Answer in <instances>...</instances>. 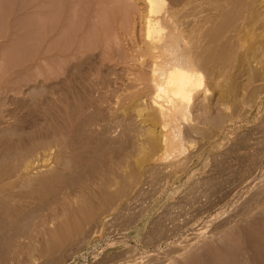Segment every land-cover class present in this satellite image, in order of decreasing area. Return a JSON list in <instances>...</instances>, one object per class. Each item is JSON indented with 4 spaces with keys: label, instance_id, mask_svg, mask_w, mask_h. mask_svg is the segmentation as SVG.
<instances>
[{
    "label": "rangeland",
    "instance_id": "rangeland-1",
    "mask_svg": "<svg viewBox=\"0 0 264 264\" xmlns=\"http://www.w3.org/2000/svg\"><path fill=\"white\" fill-rule=\"evenodd\" d=\"M32 1L34 3L39 4V8H36V7H38V5H37L35 8L32 9V11L34 10V12L38 13V14H36V16H35L34 12H32L31 15H34V16H31V19L34 18L33 19L34 21L36 19V21H38V22L42 21L43 25L45 23L44 26L47 25L45 27V29H47V30H45V29L41 30L40 29V31H42L41 34L44 35L45 34L44 31L47 33V32H49V29L51 28L50 32L48 33L50 35L49 36L50 38H48V40H47L48 42L46 41L47 43L42 42L41 40H38L39 42L36 41L33 43L31 37H29L30 34H29V36H27L28 32H26L22 29L24 32L21 31L20 33H22V34H20V33L13 31V29L11 30L7 27L9 17L3 16V18L6 17L5 20L0 19L1 20L0 21L1 22L0 23V26H1L0 27L1 28L0 29V35L2 34L0 36V46L2 47V48H0V49H2L0 52V55L2 53V55L0 56V79H1V76L7 77L10 74V77L14 78V79H11V82L14 80L13 82H17V83L20 82L21 84H24L26 82L28 84L25 86L24 85L21 86V88H23V90L21 89V90H18V92H14V93L12 92L13 94L11 92H8V94H7L6 93L7 91H5L6 90L5 89L2 91V93H4V94H1L2 96H0V103L2 104V107H1L2 109L0 108L1 109L0 110V123H1L0 124V157L4 158L3 164H7L9 162H12L11 160L13 158H15L14 156H17L20 153H22L21 151H23V148H24V150H26L25 146L27 148L31 145V143L34 142V140L37 141L40 139V137L43 134V131L45 130L44 128L43 129L41 128L42 124L45 126L47 124V126H49L50 128H53V129H55V128H58V129L61 128L62 129L63 125L61 124V122L62 123L64 122L65 125L67 124L66 120H65L66 122L63 121L64 120L63 111L58 110V109H61L60 107L55 108V106H53V105H52L53 107L46 105L45 101L41 102L40 100L47 97L45 92L48 95L50 94L49 87H45V85L57 82L60 78L64 77V76H62L63 75L61 72L62 69H60V68H63L66 61L58 58L59 55L61 56V54H62L61 51L63 52L62 49H65V50L70 49L69 51L66 50V53L68 55H71L73 52V48L75 47L74 48L75 51L73 53H75L79 56L78 61H81L80 64H81L82 68H81V66H79L78 71H77V68H76V70L75 69L72 70L73 75L71 73V75H72L71 77L73 78L75 76V78L73 80H71L72 79L71 78L67 84L60 85V87L58 84H56V86L54 87V84H53L52 90L54 92L52 95L50 94L49 96H51V98L54 97L55 99L63 100L66 98V96L69 97L68 94L71 93V96H70L71 99H70V97L68 99V100H70V102L73 101L74 99L76 100V98H75L76 96H77V99L83 101V96H84V102L83 103H85V104H83V105H85V106H84L83 111L85 113V117H87L89 119L88 123H86L84 126L85 130L83 129L86 134L82 132V135L83 136L86 135V138L82 137V138H80L81 140H79V137L82 136V135L80 136L79 134H78L79 136L75 135V137H73V135L72 136L69 135V136L71 137L73 142L78 137V140L75 141V143H77L79 141L76 145L77 151L76 150L75 151L78 153V151L81 150V151H79L80 155L83 156V158L81 159V162L83 159H84L83 160L84 162L89 161L90 158L94 159V158H92L91 155L95 154L97 156V157H95V160L94 161L90 160V161L97 163V165L96 164L91 165V164L85 162V164H86V166H85V165H83L84 163L82 162V165L84 166L83 169L87 172V173L84 172V175H83V177L85 179H83V177L81 178L82 180L79 179L80 183L77 182L79 186L77 188H74L73 190L72 189L69 190L68 192H73L76 189V190H78V191H80L86 195H90L92 197L95 196V200H96L97 199V193L96 192L98 189V186H96V183L99 182L98 181L99 179H102V178H100V176L109 177V175H110L111 177H113L114 173L117 175L121 172H125V170H124L125 168H124V166H121L122 165L121 163L126 162V164H128V162L133 163L135 161L142 160L143 159L142 156H144V152H141V151L143 150L142 145L146 142V138H147L146 132L149 131V128H150V130L154 129L157 132L160 130L158 123L156 124L151 119V114L153 112L152 111L153 106L151 105V100H152L153 96L156 95V92H157L156 89L157 88L156 89L154 88V87H156L155 86L156 84L154 83L155 82V76H156V73H155L156 69L154 67L153 68L155 69V71L152 70L153 68L151 69L152 58L149 57L150 53H149V55H147L148 50L145 48L144 38H143V34H144V25H143L144 22L143 21H144V14H145L143 12V11H145L143 8H145V5H143L144 4L143 0H136V4L138 3L137 5L133 4V3H135L134 2L135 0H133L132 3H131L132 0H130V1L125 0V2H123L124 0H122V3H124V6L129 4L128 5L129 8L131 7L130 8L131 10L128 7H127L128 10H126V9H123L125 7L121 3V0H82V1H80V0H61V1L60 0L59 1L58 0H53V1L52 0H35L34 1V0H32ZM75 1H77V2H75ZM175 1L177 3L178 1L180 2L181 0H161V6L163 8H167L169 5H171V3L175 2ZM189 1L192 3L188 4L187 6H185L181 10V13H179V15H178V17H179L178 22H177L178 26L176 25L177 27H175L173 29V33L176 35V38H177V41L179 44H181L184 47L186 46L187 50H190V51L192 50L191 51L192 55H195L197 53V51H198L197 54L201 53L199 50L200 49L199 47L207 46V45H205V43L208 44V47H211L210 50L213 51L214 46L216 48L218 45H221V43L225 41V39H223V38L228 37V35H231L230 36L231 38H229V37L228 38L229 39L233 38L232 40H234L235 42L237 40L236 43L234 42V45L236 46V44H237L236 47H238V45H239L240 50L237 48L238 49L237 51L239 53H241V50H243L242 52L245 51L248 53L251 52L252 55L254 54L252 59L253 58H256V59H254L255 61L252 60V62H255V63H252V64H254V66H252V67H254L253 69L256 70L255 71L256 75L259 72V68L263 69V71H264V45H263L264 44V33L260 34V33L264 32V29L262 30V27L264 28V24H263L264 23V14H263L264 13V10H263L264 9V7H263L264 3H262V8H260L261 5L259 4L260 5V7H259V5L257 4L260 2H257V0H256V2L254 0H247V1L242 0L243 3L241 0L240 1L235 0V3L232 2L233 0H215V1H212V0H189ZM250 1H251V3H250ZM258 1L264 2V0H258ZM5 3H6V5H5ZM73 3H74V5H72ZM119 3L121 4V6ZM253 3H256V5H258V6H256ZM75 4H76V6H75ZM3 5H4V7H3ZM216 5H218V7ZM240 5H243V6L245 5L244 7H246V9H242L244 7L240 6ZM248 5H250V7L253 6L252 7L253 9L250 8ZM254 5H255V7H254ZM6 6H7V1L0 0V13H3L2 11L6 10L5 9ZM122 6H123V8L120 9L119 7H122ZM231 6H233L234 8H231ZM132 7H134V8H132ZM68 8H69V11H68ZM136 8H137V10H136ZM210 8H211V10H209ZM2 9H4V10H2ZM41 9L42 10L44 9V10L41 11ZM55 9L60 13H58ZM70 9H73V10H70ZM212 9H213V11H212ZM254 9H258V11L254 10ZM250 10H251V13H250ZM72 11H74V12L72 13ZM56 12L58 13V15H56L57 14ZM255 13L256 14L258 13L257 18L254 17V18H256V20L253 18L254 15H252ZM6 14L7 13L5 12V15ZM52 14H53V16H52ZM259 14L261 17L259 16ZM262 14H263V16H262ZM55 15L57 17H54ZM138 15H142L143 18L142 17L140 18V16H138ZM248 15L251 17H248ZM198 16H199V18H198ZM51 17L52 18L54 17V19H50ZM226 19H227V21H226ZM254 20L257 23H255ZM67 22H69V24ZM42 23H39V24L42 25ZM189 23H191V24H189ZM249 24L251 27H249ZM48 25H49V29H48ZM60 25H61V27H60ZM253 25L255 26L254 29H252L254 27ZM67 26H69V28ZM221 26H223V28ZM228 26L229 27L234 26L233 27L234 30H231V28H229ZM6 27H7V29H6ZM227 27H228V31H227ZM235 27H237V31H236L237 33L239 32V30H241L239 32L240 34L238 33L239 36L243 32H245L242 35L243 36L245 35L244 38H246V39H239L237 33L235 34V29H236ZM238 28H239V30H238ZM259 28H260V30H259ZM255 29H257V30H255ZM59 30L60 31L62 30L61 31L62 35L59 34L60 33ZM224 30H226L227 32ZM229 30H231L233 32H230ZM2 31L6 32V33H3ZM254 31H255V34L256 33L257 34L259 33V34L253 35ZM65 32L67 33V35ZM167 33H169V29L163 30V33H161L162 35L160 34L162 36V37L160 36V41H162L166 37ZM226 33H228V34L226 35ZM230 33H232L234 35H232ZM248 34L250 36H252V35L256 36V37H254V39L255 38L257 39V40L255 39L257 41V42L255 41V44L258 45L257 43L259 41H261V43H259V44L262 46L259 45L260 46L259 47V46L254 45V47H253V44H254L253 41L254 40L252 41V43H253V44H251L252 46H250V43H251L250 39L252 37L250 38V36ZM57 35L61 36L62 39L60 37H58ZM206 35H208V37H206ZM218 35H220V36H218ZM242 35L240 38L243 37ZM217 36H218V39H217ZM223 36H225V37H223ZM257 36L259 38L261 37L260 40H258ZM21 37H22V40H21ZM54 37H55V39H54ZM64 37H65V39H64ZM67 37H68V39H66ZM129 38H130V40H129ZM219 38H220V41H222V42L219 41ZM63 39H64V42L67 41L65 43V45L63 44ZM213 39H215V40H213ZM3 40L5 43L3 42ZM57 40H58V42H57ZM216 40H218V43L215 44V42H217ZM242 40H243V43L246 41V43H245L246 45L245 44L241 45ZM22 41H23V43H22ZM74 41H75V43H74ZM141 41H143V42H141ZM28 42H30V43H28ZM70 42L72 43L71 45H70ZM14 43L17 45L15 46ZM44 43H46V44H44ZM54 43L56 45H54ZM141 43H143L144 46ZM3 44L5 45V47ZM31 44H33V45H31ZM39 44H41V45L39 46ZM49 45H51L52 48L49 47ZM211 45H213V46H211ZM61 46L63 48L60 51ZM68 46H70V48ZM78 46H82V47L79 48ZM138 46H141L142 50H141V48H138L140 50H137ZM243 46H244V49H242ZM245 46H247V47H245ZM25 47H27V48H25ZM76 47H78V48H76ZM257 47L259 50L256 49ZM43 48L45 50L47 49V50H49V52H51V53L47 52L48 53L47 57L49 58L47 60H44L41 58L40 52L42 50H44ZM252 48L255 51H252L251 50ZM76 49H77V51H76ZM78 49H80V51ZM142 51L146 55L142 54L143 53ZM193 51L195 53H193ZM211 51H209V52H211ZM209 52H208V54H209L208 56H207V53H205V55H203L204 59H201V58H203V56L201 55L199 57L200 61L198 59V62H197L198 64H195L194 65L195 67L193 66L195 75L198 76V74H199V76H200V73H201V77H202L200 79L202 83L201 82L198 83V85L199 84L200 85L198 86L199 87L198 88L199 89V95H197V98H199V99L201 98L200 99L201 105H200V107L199 106L195 107V105H193V104H195V102L199 99L196 100V98H194V100H191V102L188 105L189 109L187 108V111L185 110V113H184L185 117L183 116V119H184V121H186V123H187V121L189 123H194V125H196L198 128L196 130H194L193 132L192 131L189 132L186 129H184L185 128L184 127L183 128L184 131L182 129L183 132H181V134H180L182 137L180 135H178V136L175 135L177 132L176 133L172 132V128L169 129L170 125L165 128L166 129L165 132L170 130V132L173 133V136H171L172 133L171 134L169 132H167V133L170 134L171 137L180 141V145L182 144L181 146H179V148L180 149L182 148V149H181V151L180 150L178 151L177 155L175 154V156H170V157H168V159L166 158V156L164 157V154L161 156L162 161L165 163L164 166H166L167 163H170L169 164L170 166L168 164H167L168 166H166V167H164V166L162 167L161 165H157L159 163L158 160H153V159L152 160L149 159L148 161L143 160V163H140L141 164L140 172H142V175L140 176L141 178L139 181L145 180L146 177L143 178L144 174H145V176H148V177L154 176V175H152L151 171L155 170V166L156 167L161 166V168L163 170H161V168L159 167L157 169V171L158 170L159 171L157 172L155 170L157 173L155 171L153 173L157 174V175L155 174V176H159V172L164 171V172H161V175H160L161 178L159 177L160 179H162L161 181L164 185L162 183L160 185L161 181L158 177H156L157 178L156 181L151 180L150 183L148 182V180H150L152 177L151 178L149 177L150 179L147 178L146 179L147 181L146 180L144 181V183H145L144 185H146V183H149L146 185V187L143 185V181L141 183H138V186L136 188H134V190L133 189H132V191L130 190V194H129V192L126 191L127 192V195H126V192H125L124 196L125 195L126 196L125 197L122 196L124 200L122 198H120L121 200L118 199L117 205L120 204V206H122V207L120 208V210H118L117 217L114 219L113 222H111L107 225L105 224L106 226L104 225V227H102V229L100 228L101 231H98V234H95L94 236H92L91 239H90V237H87V239H85L86 240L85 242H79V239H78L79 236H77L78 238L76 237L75 239H73V241L71 240L70 242H67L66 245L64 246V249L61 252L60 251L55 252V254H53L52 257L51 256L47 257L46 255H40L38 253V251L35 252V255L32 254V253H34V251H32V253L30 252L31 253L30 256L25 251L23 253L22 250H20V251L18 250L20 253L17 251L18 254H16L17 252L14 254L15 251L3 247V243H2L3 240L1 239L0 240V248H1L0 249V264H2V261H3V264H6V263L9 264V261H10L9 259H11L12 255H15V257L17 255H18L17 257L20 256L19 257L20 259H18L16 257V259H18V261L27 260V258H25V257H24L25 259L21 258L22 256H26V257L29 256V258H30L33 255L30 259L31 261L29 260L30 264H96V263L102 264L103 262L101 263V261H103V259L105 260V262L108 261L107 263H110L111 262L110 260H113L116 257H120V255L129 254V252L132 251V249H134L136 251H143L146 248L153 249L152 247H150V246H153V244L151 243V240L153 238L149 239L151 237L148 238V236H151V234H152L153 237L155 238L156 233H154L152 231H154V229L159 228L158 227L159 222L161 223V221L163 219H164L163 221H166V219L168 217H169V219H167L168 221L171 220V217H172V219L179 218V215H184L183 213H187V211L190 212V211L194 210V208L197 206V201H201V199H202L201 202H204L205 198L203 196H200L201 199L198 198L199 200L195 197L196 194L198 195L202 191V189L204 188L203 184H205V187H207L208 185L210 186V184H211L210 182H212V181H213L212 183L215 184L216 183L215 181L216 180L219 181L221 178L219 176L220 175L219 173L224 174L225 169H226V171H228V170L232 171V169L235 170L237 167V169H236V171H237L239 168L242 169L246 164L247 165L249 164L248 163L249 161L246 162L245 161L246 159L244 160V157H242L245 154V152L246 151L251 152L252 150L260 148V146L264 147V144H263L264 143V86H263L264 85L263 84L264 83V77H263L264 72L262 70H260L259 74L262 75V76H260L261 79L258 78L256 80H254V82L252 81L253 83L250 84V88H251V85L253 87L252 91L254 92L256 90V92H254V94H253L254 96L253 95L250 96L253 99V100H251V102H249L251 98L246 97L247 100L245 101L244 97H242L244 102L239 106V109L236 108L238 111L236 109L231 108V107L225 109V111H224L223 107L220 105V103L218 101L219 100L218 99V90L215 91L216 89L215 88H214L215 90L213 89V83L208 78L209 72H208V70L206 72L207 68H206V66H204V65H208L210 62V61L208 62V60H210L209 59V56H210ZM214 52H215V50H214ZM254 52L257 54H255ZM3 53H4V55H3ZM16 54H18V55L16 56ZM142 55H144V56H142ZM144 57H145V59H144ZM205 58L206 59L208 58V60L205 61ZM2 59H4V60H2ZM63 59H65V58H63ZM85 59H86V61H85ZM8 60H9V62H8ZM16 60H17L16 64H19V61H21L20 65H18V67H17V65H14V63H11V62H14ZM142 60H144V61H142ZM201 60H203V62ZM52 61H55V62L52 63ZM148 61L149 62L151 61L150 64ZM204 61L207 62L208 64H206ZM232 61H234V59ZM56 63L58 65H55ZM11 64L13 65V67ZM46 64H48V66ZM62 64H64V65H62ZM135 65H137V66H135ZM201 65L204 67L201 68ZM255 65H256V69H255ZM5 66H7V67H5ZM260 66L263 68H261ZM10 67L18 70V76L14 77L15 73L11 72L14 69H11ZM198 67H199V69L200 68L201 69L198 70ZM5 69H7L8 71ZM45 70H46V72H45ZM55 71L58 72V75L55 74ZM48 72L49 73L52 72L53 74L51 75ZM197 72H199V73H197ZM153 73H154V79H153V76H151V74H153ZM55 76H57V77H55ZM60 76H62V77H60ZM199 76H198V79L200 78ZM247 76L248 75H244L241 78H239L240 79L239 82H241V83L246 82ZM262 77H263V79H262ZM224 80L225 81L227 80L226 82L228 84H230L231 80L229 81V78L223 79V82H224ZM103 81H105V82H103ZM108 81H109V83H108ZM226 82H224V83L227 84ZM92 83H95L98 87ZM113 84H114V87H113ZM147 85L152 86L150 88L151 90L145 89ZM256 85L258 86V88ZM260 85H262V86H260ZM105 88H106V90H105ZM210 88H212V90H214V91H212ZM72 89H73V91H72ZM159 90L160 89H158V91ZM19 91L21 93H19ZM76 91L78 92L79 95L76 93ZM154 91H156L155 94H153ZM39 94H41L42 96ZM75 94H76V96H75ZM61 95L62 96L64 95V97H62ZM151 95H153V96L151 97ZM247 95L249 96L248 93L245 96H247ZM9 96H13V98L15 100L14 104L9 103V100H8ZM139 96L140 97L142 96L141 97L142 99H140V100H142L143 102L139 101V99H138ZM205 96H208L209 98L207 97L208 99H206ZM2 97L3 98L5 97L6 99L4 98V100H3ZM40 98H42V99H40ZM137 100H138V103H137ZM213 100H215V101L213 102ZM90 101L92 103L94 102V104H92ZM88 104H89V106H88ZM202 105H204V106H202ZM86 106H88V107H86ZM219 106H221L222 108ZM144 107H146V108H144ZM3 108L5 109V112H4ZM46 108L49 109L48 110L49 112L46 110ZM150 108H152V109H150ZM85 109H87V110H85ZM95 109H96V111H95ZM202 109H204V110H202ZM188 110L190 111L189 115H188V113H189ZM235 110H236V112L234 113L233 111H235ZM50 111H51V113H50ZM43 112H45V113H43ZM95 112L97 115L95 114ZM204 112H205V114H204ZM46 113H47L48 117H46ZM86 113H88V115L90 117L86 116L87 115ZM60 114H63V115H60ZM2 115H4V116H2ZM53 116H54V118H53ZM206 116H207V119H206ZM127 118H128V120H127ZM189 118L191 119V121ZM214 118H215V120H214ZM211 119L215 123L213 121H211ZM48 120H50V123L52 122V124H54V125L56 124V125L52 126V124H51V126H50L49 125L50 123ZM130 120H132V121H130ZM73 122H74V124H73ZM75 122L77 123L76 120H72L71 125H75L76 124ZM132 122H133V124H132ZM150 122L152 123V125ZM87 124H88V126H87ZM89 125H90V127H89ZM125 125H126V127H125ZM45 126H43V127H45ZM59 126H60V128H59ZM133 126H134V128H133ZM135 127H136V129H135ZM93 129H95L94 131L99 132V134L95 133L93 131ZM102 129H104L105 131ZM207 129H209V130H207ZM204 130L206 133L204 132ZM105 132H106V134L108 133L107 134L108 138L110 135H112V137L115 138L114 140L112 139V143L114 141H116V143L114 142L115 145L119 144L121 146V145H125V142H127L126 143L127 148L126 147L124 148V146L120 147L121 148L120 154H122V153L124 154V152H125L126 158H128L127 157L128 155L130 156V159L128 158L129 160L126 161L125 157H122L121 155H119L118 150H120V149L117 146H114L112 144L108 145L107 147L102 146L103 148H101L100 149L101 151H99L100 154H99V152H97L99 155L97 153H91L90 152V144L93 145V148L95 146L94 145L95 143L93 144L91 142L93 140L95 141L96 136L98 138H102V137L106 138ZM87 133L90 134V136ZM94 134H97V135L95 136ZM100 134H102V135H100ZM66 135L64 136L61 134L59 136L60 140L62 138V139H65V142L68 141L70 139V137L66 136ZM87 137H89V138L87 139ZM112 137L110 136V139ZM179 137L181 140L183 139L182 140L183 142H181ZM74 138H75V140H74ZM91 138L92 139L94 138V139L91 140ZM98 138H97V140H98ZM82 139H83V143L81 145ZM89 139L91 140V142ZM117 139L120 140L122 142V144ZM138 139H140V141ZM141 139H142V142H141ZM253 139L256 142L254 141V143H253ZM245 140L246 141L248 140V143L246 142L247 144L245 143ZM251 140H252V142H251ZM257 140L260 141V143L262 142L261 143L262 145ZM69 141H68V143H69ZM62 142H64V141L62 140ZM87 142H90V143H88L89 145L87 144ZM238 142H240V143L238 144ZM249 142H250V146H248ZM133 143H134V145H133ZM135 143H137V144H135ZM256 143H257V145H255ZM28 144H30V145L28 146ZM78 144L80 145V147H78L79 146ZM83 145H84V147H83ZM130 145L134 148H131ZM232 145H236V146L238 145L237 147H241V148L243 147V148L242 149L236 148V146H232ZM251 145H252V147H251ZM64 146L66 147V144ZM85 146H86V148H85ZM87 146L89 148H87ZM225 146H226V148H225ZM65 147H63V149L65 151L64 154L67 156L62 154L61 156L62 157L64 156L63 159L62 158L60 159L59 157L56 158L55 156L50 155V157L48 156V157L42 158L41 161L42 160L43 161H42V163L40 161V163L45 164L47 166L50 165L51 168H56V166L58 168L60 167L59 168L60 171H63V172L66 171L65 169H67V171L65 173L69 174L68 176H70V174L73 173V172H71L73 170L70 169V171H69L70 166L67 165V163L69 164V162H68V159H69L68 147H66V148ZM113 147H114V149H115V147H117L116 149H118V150H115V151H118L117 153L114 150H112ZM230 147H232L231 150H230ZM245 147H247V148H245ZM82 148H84V149H82ZM233 148H234V150H233L234 152L237 151L238 153L239 152L242 153L244 151L243 152L244 154L239 153V155H237L238 156L237 157L238 159H237L235 157V155L238 153L233 154L234 153L232 151ZM235 148H236V150H235ZM122 149H123V151H122ZM226 149H228L227 150L228 152L226 151ZM83 150L84 151L87 150V151L84 152ZM124 150H126V151H124ZM129 150H132V151H129ZM17 152L19 154H17ZM231 152L234 156L231 154ZM6 153H8V156H6L7 155ZM14 153L16 155H14ZM84 153H85V155H83ZM101 154H102L103 158H102V156H100ZM117 154L120 157L117 156ZM223 154L225 155L226 159L229 161L228 164H227V160L225 159ZM228 154L230 156L232 155L231 156L232 158L229 157ZM95 155H93V157ZM139 156H141V157H139ZM215 156L217 157L218 161H216ZM84 157H87V158H84ZM115 157L118 159H116ZM121 158H123V159H121ZM138 158H140V159H138ZM185 158H186V160H185ZM222 158H224V159H222ZM234 158H236V159H234ZM5 159H7V160H5ZM180 159L181 160L183 159V162L180 161ZM229 159L230 160L232 159L233 161L232 160L230 161ZM240 159L242 160V162H244L243 164H241L242 162H240L241 161ZM100 160L102 162L103 161H105V162L102 163ZM122 160H123V162H122ZM221 160H223L221 165H223V162H224L226 167H225V165H223L224 167H222L220 165ZM154 161L156 162V164L154 163ZM215 161L217 163L220 162L219 166L221 168H223L222 172H216L217 174H219L218 176L220 178L216 175V173H214L215 171H217V169H218V171H221V168H219V166H213V165L217 164ZM225 161H226V163H225ZM62 162H64V163H62ZM179 162L180 163L182 162V163L180 164ZM214 162H215V164H214ZM232 162L235 163L236 166L233 164L235 166V168L231 164ZM90 163H92V162H90ZM115 163L116 164L120 163L117 165H118V167L120 166L122 168L119 167V169H115L117 171H115L113 173V170L111 169V167L109 168V166H111V164H112V166L117 167V165ZM147 163L151 164L150 166L155 165L154 169H151L152 168L151 167L150 168L151 170L149 171L148 170L149 166L147 167V165H148ZM107 164H109V166ZM173 164H176L177 166H175ZM229 164H231V166ZM240 164H241V166H240ZM87 165L90 168H88ZM95 165H96V167H93ZM228 165L231 167V169ZM237 165H239V166H237ZM144 166L147 168H145ZM208 166L209 167L212 166V167L209 168ZM86 167L88 170L86 169ZM105 167H107V169L104 170ZM91 168L92 169L94 168L95 171H92ZM165 168H167L169 171ZM215 168H216V170H215ZM247 168H249V165ZM256 168L253 171V173H255V174H253L252 177H257L259 175L258 171H261L260 167H256ZM211 169H212V171H209ZM252 169H254V167H252L250 170H252ZM106 170L111 171L112 174H111V172L107 173L108 171H106ZM144 170H147V171H144ZM91 171H92V173L90 174ZM163 173L165 176L163 175ZM82 174H83V172L80 171L79 172L80 177L82 176ZM166 174H168V175H166ZM162 175H163V177H162ZM212 176H214V178H211ZM93 177H94V179H93ZM105 177H103V178H105ZM154 177L152 179L155 180ZM202 177L204 178V180H206L208 178H211L212 180L208 179L209 182L208 181L207 182L209 184L206 185V183H207L206 181H204V182L201 181V179H203ZM218 178H219V180H218ZM158 179H159V181H157ZM213 179H215V181ZM221 179H223V178H221ZM163 180H164V182H163ZM220 181H222V180H220ZM153 182H155V184ZM199 182H202V183L200 184ZM151 183L154 185H151ZM156 183L159 186L157 185V187H156ZM191 183H192V185H190ZM193 183H195V185H193ZM139 186H141L142 188L140 187L141 190H139L138 191L139 193H138L136 191L139 189ZM199 187L202 189H200ZM154 188H156V189H154ZM23 190H25V189L22 187H19V186L14 188V191L16 193L17 192L21 193V192H23ZM106 190L109 192H113L115 190V188L112 185L106 186L105 190L103 188V191H106ZM195 190H197V191H195ZM242 191H244V192H242ZM186 192L188 194H186ZM132 193H133V195H132ZM238 194H239L238 197H240L239 198V200H240L243 198V196L246 195V190H241L240 192H238ZM178 195H180V196H178ZM191 195H192V197H191ZM187 198L188 199L194 198V199L188 200ZM237 199L238 198H236V200ZM189 201L192 204L187 203ZM172 202H173V204H171ZM169 203L171 205H169ZM178 204H179V206H177ZM183 204L185 205V208H184ZM190 205H192V207ZM181 207H182V209H181ZM111 208L112 207L110 205L108 207V209H111ZM168 208H170V209H168ZM183 208L185 209V211H183L184 210ZM108 209L106 211H108ZM170 210L172 211V213L175 211L174 213L177 215H175L174 213L171 214ZM219 210H220L219 208L218 209L217 208L208 209L207 211H205L202 214V216H203L202 218L206 219L207 214L208 215L211 213L214 214V212L219 211ZM167 211H169V212L166 214ZM208 212H211V213H208ZM45 214H49V210H46ZM165 214L167 217L165 216ZM104 215H105V213L103 214V216ZM173 215H175L174 216L175 218L173 217ZM103 216L101 215V217H99V219H101ZM97 217L95 218L94 221L91 220L92 226H94L95 223L97 224V222L99 224L100 220L98 221ZM168 221H166V222H168ZM97 229H99V228H97ZM155 232H156V230H155ZM148 233H150V235H148ZM187 233H190V231H188ZM2 236L8 237V236H6V234L2 235ZM16 239H18V237H16ZM76 239H77V241H76ZM244 239H245V237L243 236L240 243H241V246L243 248L244 247L246 248L247 241L245 242ZM245 240H247V239H245ZM13 241H15V239ZM149 241H150V244H149ZM78 242H79V244H78ZM153 243H154V241H153ZM142 248H143V250H142ZM8 251H9V253H8ZM126 251H127V253H126ZM4 252H6V253H4ZM5 254H6V256H5ZM105 256L107 259L105 258ZM50 257H51V259H53V257H54L53 261L50 259ZM4 258L7 261L4 260ZM50 260H51V262L47 263V261H50Z\"/></svg>",
    "mask_w": 264,
    "mask_h": 264
},
{
    "label": "bare ground",
    "instance_id": "bare-ground-1",
    "mask_svg": "<svg viewBox=\"0 0 264 264\" xmlns=\"http://www.w3.org/2000/svg\"><path fill=\"white\" fill-rule=\"evenodd\" d=\"M5 1H7V6H6L7 8L5 7L6 10L2 9L4 11H2L3 13H0V19L5 20L6 17H9L8 23H7V27L9 29H11V30L13 29V31H15L17 33H20L21 31L22 32H24V31L28 32L27 36H29V34H30L29 37H31L33 43L38 41V40H41L42 42H46L48 40V38H50L49 37L50 35L48 33L50 32L51 28L49 29V25H48L49 32L46 33L44 31L45 34L43 35V34H41L42 31H40V29L44 30L47 25L44 26L45 23L43 25L42 21L38 22V21H36V19L34 21L33 20L34 18L31 19V16H34V15L36 16V14H38V13H35L34 10L32 11V9L35 8L37 5H38V7H36V8H39V4L34 3L32 0H5ZM80 1H82V0H80ZM128 1H130V0H128ZM212 1H215V0H212ZM238 1H240V0H238ZM254 1L256 2V0H254ZM75 2H77V1H75ZM123 2H125V0ZM132 2H133V0L131 1V3ZM134 2L135 3H133V4H135V5L138 4V3L136 4V0ZM143 2H144L143 5H145V8H143L145 10V11H143L145 13L144 14V21H143L144 22V24H143L144 25V34H143L144 44H145V48L148 50L147 55H149V53H150L149 57L152 58L151 69L153 67L156 69V71L154 68L152 69L156 73L155 82H154L156 84V85L154 84L156 87H154V86L153 87L155 89L157 88L156 89L157 92L154 91L153 94H155V92H156V95L155 96L151 95V97L153 96V98H152V100L150 99L151 105L153 106V107L151 106L153 109L150 108L153 111L151 114V119L156 124L158 123V126L160 127L159 128L160 132L158 131L159 132L158 133L154 129L150 130V128H149V131L146 132L147 133L146 142L143 145L141 144L143 147L142 148L143 150L142 151L140 150V151L144 152V156H142L143 159L141 158L142 160L135 161L133 163L128 162V164H126V162H123V160H122L123 163H121L122 164L121 166H124L125 172H121V173L116 175L114 172L117 171L115 169H119L120 166L118 167L117 164H120V163H117V164L115 163L117 165V167L112 166V164H111V166H109V164H107L109 166V168L111 167L115 176L114 175H113V177H111L110 175H109V177L103 176L105 178L100 176V178H102V179H99L98 180L99 182L96 183V186H98L97 192L95 191L97 193V199L96 200H95L94 195H93L94 197H92V196L86 195V194H84V193H82L76 189L73 192H68L69 190H71V189L73 190L74 188H77L79 186L77 182L80 181L79 179H81L84 175V172H86L83 169V167H84L83 165L86 166V164H85L86 161L84 162L83 161L84 159L82 160V162L84 163L83 165L81 162V159L83 158V156H81L79 153V151H81V150H79L78 153L76 152L77 151L76 145L79 141L77 143H75V141L78 140V137L76 138V140L74 138L75 141L73 142L70 136H72V135H73V137H75V135L81 136L82 132L85 133L84 126L86 123H88L89 119L87 117H85V113L83 111L84 106H85V105H83V104H85V103H83L84 102V96H83V101H81V100L77 99V96L75 94L76 100L74 99L71 102H70V100H68L69 97L71 96V93L68 94L69 97L66 96V98L63 100L55 99L54 97L51 98V96H49L50 94L52 95L54 92L52 90L53 84H54V87L56 86V84H58L59 87H60V85L67 84L70 81V79L72 78L71 77L73 75L72 70L73 69L76 70V68H77V71H78L79 66H81V64H80L81 61H78L79 56L77 54L73 53L75 51V49H74L75 47L73 48L72 54L68 55L66 53L67 49L66 50L62 49L63 47L61 46L60 51H61V49L63 50V52L61 51L62 57L59 55L58 58L66 61L65 65L62 64V65H64L63 68H60V69H62L61 72L63 74L62 76H64V77L60 76L62 78H60L57 82H54V83L50 82L51 84L45 85V87H49L50 94L48 95L44 91L45 94L47 95V97L43 98V99L40 98V99H42L40 101L41 102L45 101L46 105H49V106L53 105V106H55V108L60 107L61 109H58V110H61L64 113V115L63 114H60V115H63V118H64L63 121L66 120L67 124L65 125L64 122L63 123L61 122V124L63 125L62 129L60 128V126H59L60 129H58V128L53 129V128H50L49 126H47L46 123H45L46 126L42 124L41 128L42 129L44 128L45 130L43 131V134L40 137V139L37 141L34 140V142L31 143V145L28 144V146L29 145L30 146L27 148L25 146L26 150H24V148H23V151H21L22 153L19 154L18 153L19 151H18L17 154H19V155L14 156L15 158L12 157L14 159V160L13 159L11 160L12 162H9L7 164H3L4 158L0 157V240L1 239L3 240V242H2L3 247L15 251L14 254L18 250L19 251L22 250L23 253L25 251L30 256L32 251H34V253H32L34 255H35V252L38 251V253L40 255H46L47 257L48 256L52 257V255L55 254V252H58V251L61 252L64 249V246L66 245V243L70 242L71 240L73 241V239H75L77 236H79V238L77 237L79 239V242H85L86 241L85 239H87V237H90V239H91L92 236H94L95 234H98V231H101L100 228L102 229V227H104L105 224L107 225V224L113 222L114 219L117 217V212L122 207V206H120V204L117 205L118 199L119 200H121L120 198L123 199L122 196H124L126 191L129 192V194H130V190L131 191H132V189L134 190V188H136L138 186V183H141L143 181V180L139 181L141 178L140 176L142 175V172H140V167H141L140 163H143V160L148 161L149 159L150 160L153 159V160H158L159 163L157 165H161L163 167L165 165V163L162 161V157H161L163 154H164V157L166 156V158L168 159V157H170V156H175V154L177 155L178 151L179 150L181 151V149H182V148L181 149L179 148V146L182 145V144L180 145V141L171 137V136H173L172 132H175V133L177 132L175 135L178 136L181 134V132L184 131V129H186L189 132L190 131L193 132L194 130H196L198 128L196 125H194V123H189L188 121L186 123V121H184V119H183V116H184L185 110L187 111L188 105L191 102V100H194V98H196V100L199 99V98H197V95H199V89H198L199 87L198 86L200 85V84L198 85V83L201 82L200 79L202 77H201V73H200V76L198 74V76L200 77L198 79V76L195 75V73H194L193 66L195 64H198L197 62H198V59L201 55L203 56V55H205V53H207V56L209 55L208 52L211 51L210 50L211 47H208V44L205 43V45H207V46H204V47L198 46L200 48L199 49L201 52L200 54H197L198 53V51H197V53L195 55H192V52H191L192 50L191 51L187 50L186 46L184 47L181 44H179L177 41L176 35L173 33V29L178 26L177 22H178V18H179L178 17L179 13H181V10L185 6H187L188 4H190L192 2H190L189 0H181L180 2L178 1L176 3V1H175V2L171 3V5H169L167 8H163L161 6V0H143ZM232 2L235 3V0H233ZM257 2H260L257 4L258 5L260 4L261 7H260V5H259V7L262 8V3H264V2L258 1V0H257ZM121 3H122V0H121ZM242 3H243V1H242ZM250 3H251V1H250ZM122 4L124 6V3H122ZM253 4L256 5V3H253ZM5 5H6V3H5ZM72 5H74V3ZM128 5L129 4L124 6L125 8H123V6L119 7V8L120 9L123 8V9L128 10L127 9V7L129 8ZM250 5H248V6L250 7ZM255 5H254V7H255ZM258 5H256V6H258ZM75 6H76V4H75ZM120 6H121V4H120ZM216 6L218 7V5H216ZM240 6H243V5H240ZM3 7H4V5H3ZM252 7H250V8H252ZM132 8H134V7H132ZM231 8H234V7L231 6ZM242 9H246V7L242 8ZM43 10L41 9V11H43ZM70 10H73V9H70ZM136 10H137V8H136ZM209 10H211V8ZM254 10L258 11V9H254ZM68 11H69V8H68ZM212 11H213V9H212ZM5 12L7 13L6 15H5ZM32 12H34V15H31ZM73 12L74 11H72V13ZM58 13H60V12H58ZM58 13L56 15H58ZM250 13H251V10H250ZM255 14H252V15H254L253 18L254 17L257 18L258 13L256 15ZM260 14H259V16H260ZM263 14H262V16H263ZM56 15L54 17H57ZM249 15H248V17H251ZM3 16H6V17L3 18ZM52 16H53V14H52ZM138 16H140V18L141 17L143 18L142 15H138ZM54 17L53 18L51 17L50 19H54ZM198 18H199V16H198ZM256 18H254V19L256 20ZM255 20H254V22H255ZM226 21H227V19H226ZM69 22H67V23L69 24ZM39 23H42L43 26ZM255 23H257V22H255ZM189 24H191V23H189ZM7 27H6V29H7ZM60 27H61V25H60ZM67 27L69 28V26H67ZM221 27L223 28V26H221ZM228 27H227V31H228ZM233 27H229V28H231V30H234ZM249 27H251L250 24H249ZM235 28H236L235 29V34H236L237 33L236 32L237 27H235ZM254 28H255V26L252 29H254ZM165 29H169V33H167L166 37L162 41H160V36L162 35L161 33H163V30H165ZM263 29L264 28L262 27V30ZM45 30H47V29H45ZM231 30H229V31L233 32ZM238 30H239V28H238ZM255 30H257V29H255ZM259 30H260V28H259ZM61 31L59 33L60 35H62ZM224 31H226V30H224ZM240 31L241 30H239V32ZM3 33H6V32H3ZM238 33H237V35H238ZM243 33H245V32H243ZM263 33L264 32H262L260 34H263ZM20 34H22V33H20ZM227 34L228 33H226V35ZM230 34H232V33H230ZM258 34L257 33L255 34V31H254L253 35H258ZM66 35H67V33H66ZM232 35H234V34H232ZM241 35L240 36L238 35L239 39H246V38H244L245 35L244 36L242 35L243 37L240 38ZM253 35L252 36L249 35V36H250V38L252 37L251 38L252 40L250 39V41H251L250 46H252L251 44L254 43L253 44V47H254V45H256L255 41L257 39L255 38L256 39L255 40L254 37H256V36H253ZM218 36H220V35H218ZM218 36H217V39H218ZM230 36L231 35H228L229 38H231ZM58 37L61 38V36H58ZM206 37H208V35H206ZM223 37H225V36H223ZM228 37L223 38V39H225V41L223 40L224 42L220 41V38H219V41L222 42L221 45H218L216 48L214 46L213 51H211L212 53L209 52L210 53V56H209L210 60H208V58L207 59L205 58V61H207V60H208V62L210 61L209 64L204 61L206 64H208V65H204L207 68L206 72H207V70L209 72L208 78L213 83V89L215 88L216 89V90L214 89L215 91L218 90V99H219L218 101H219L220 105L223 107L224 111H225V109H227L229 107H231L233 109H236V108L239 109V106L244 102V100L245 101L247 100L246 97L251 98L250 101L248 100L249 102H251V100H253L252 97H250V96L253 95L254 92H256V90L254 89L255 91L253 92L252 91L253 87L251 85V88H252L251 89L250 84H252L254 82V80H256L258 78L261 79L260 76H262V75L259 73H260V70L263 71V69H260L258 67L259 72L256 75V72H255L256 70H254L253 69L254 67H252V66H254V64H252V63H255V62H252V60L255 61L254 59H256V58L252 59L254 54L252 55L251 52L250 53L245 52V51L242 52L243 50H241V53H239L237 51L239 49V45H238V47H236L237 44H236V46L234 45L235 41L232 40L233 38L229 39ZM260 38L258 37V40H260ZM54 39H55V37H54ZM64 39H65V37H64ZM64 39H63V44L65 45V43L67 41L64 42ZM66 39H68V37ZM21 40H22V37H21ZM129 40H130V38H129ZM213 40H215V39H213ZM23 41H22V43H23ZM216 41L217 42L214 41L215 44L218 43V40H216ZM252 41H253V43H252ZM3 42H4V40H3ZM57 42H58V40H57ZM141 42H143V41H141ZM236 42H237V40H236ZM28 43H30V42H28ZM46 43H44V44H46ZM74 43H75V41H74ZM245 43H246V41L243 43V40H242L241 45H244ZM259 43H261V41H259L257 43L258 45H256V46H259L260 45ZM71 44L72 43L70 42V45ZM141 44H143V43H141ZM144 44H143V46H144ZM16 45L17 44H15V46ZM31 45H33V44H31ZM40 45L41 44H39V46ZM54 45H56V44L54 43ZM211 46H213V45H211ZM260 46H262V45H260ZM4 47H5V45H4ZM49 47H51V45H49ZM68 47L70 48V46H68ZM78 47L81 48L82 46H78ZM78 47H76V48H78ZM245 47H247V46H245ZM0 48H2V47L0 46ZM25 48H27V47H25ZM138 48H141V46L137 47V50H140ZM242 49H244V46ZM256 49L259 50L258 47ZM1 50L2 49H0V52H1ZM69 50H67V51H69ZM78 50L80 51V49H78ZM141 50H142V48H141ZM214 50H215V52H214ZM251 50L255 51V50H253V48ZM76 51H77V49H76ZM47 52L51 53L47 49L46 50L44 49L40 52L42 59H44V60L49 59L47 57L48 56ZM193 53H195V52L193 51ZM142 54H144V52ZM255 54H257V53H255ZM1 55H2V53H1ZM3 55H4V53H3ZM17 55L18 54H16V56ZM144 55H146V54H144ZM144 55H142V56H144ZM63 58H65V59H63ZM144 59H145V57H144ZM201 59H204V56ZM233 59H234V61H232ZM2 60H4V59H2ZM85 61H86V59H85ZM142 61H144V60H142ZM199 61H200V59H199ZM201 61L203 62V60H201ZM8 62H9V60H8ZM20 62L21 61H19V64H16L17 63V60H16V61L11 62V63H14V65H17V67H18V65H20ZM53 62H55V61H52V63ZM150 62H149V64H150ZM46 65L48 66V64H46ZM55 65H58V64L56 63ZM135 66H137V65H135ZM204 66L201 65V68ZM5 67H7V66H5ZM12 67H13V65H12ZM81 68H82V66H81ZM261 68H263V67H261ZM11 69H14V68H11ZM200 69L198 67V70H200ZM255 69H256V65H255ZM5 70H7V69H5ZM46 70H45V72H46ZM11 72L15 73L14 77L18 76V70L17 69L12 70ZM52 72L51 73L48 72V73L52 75L53 74ZM71 73H72V75H71ZM197 73H199V72H197ZM55 74L58 75V72L55 71ZM244 75H248L246 77L247 78L246 82H242V83L239 82V80H240L239 78H241ZM151 76H153V79H154V73L151 74ZM3 77L1 76V79H0V96H2L1 94H4V93H2V91L5 89H6L5 91H7L6 92L7 94H8V92L14 93V92H18V90H21V89L23 90V88H21V86L28 85L26 82L24 84H21L20 82H18V83L13 82L14 80L12 81L13 82L12 83L11 79H14V78L10 77V74L7 77L6 76L4 78ZM55 77H57V76H55ZM227 77L229 78V81L231 80L230 84H228L226 82L227 80L226 81L224 80V82H226L227 84H225L223 82V79H228ZM263 77H262V79H263ZM74 78H75V76L71 80H73ZM103 82H105V81H103ZM108 83H109V81H108ZM92 84H95V83H92ZM260 86H262V85H260ZM113 87H114V84H113ZM151 87H152L151 85H147L145 89L151 90L150 89ZM257 88H258V86H257ZM158 89H160V90L158 91ZM210 89L212 90V88H210ZM105 90H106V88H105ZM214 90H212V91H214ZM72 91H73V89H72ZM19 93H21V92L19 91ZM76 93L78 94L77 91H76ZM247 93L249 94V96L248 95L245 96ZM39 95H41V94H39ZM62 97H64V95ZM141 97L139 96V98H138L139 101H142V100H140V99H142ZM205 97H206V99L209 98L208 96H205ZM242 97H244V100ZM4 98H3V100H4ZM70 99H71V97H70ZM200 99L197 101L195 100L196 102H195V104H193V105H195V107L196 106L200 107V105H201ZM8 100H9L10 104H14V102H15L13 96H9ZM214 101L215 100H213V102ZM137 103H138V100H137ZM92 104H94V102ZM88 106H89V104H88ZM88 106H86V107H88ZM202 106H204V105H202ZM221 106H219V107H221ZM1 107H2V104L0 103V108ZM146 107H144V108H146ZM46 110L48 111L49 109L46 108ZM85 110H87V109H85ZM202 110H204V109H202ZM236 110L233 112L235 113ZM95 111H96V109H95ZM4 112H5V109H4ZM43 113H45V112H43ZM50 113H51V111H50ZM88 113H86L87 114L86 116H89ZM95 114H96V112H95ZM189 114H190V111H189L188 115ZM204 114H205V112H204ZM2 116H4V115H2ZM46 117H48L47 113H46ZM53 118H54V116H53ZM206 119H207V116H206ZM72 120H76L77 123L75 122L76 123L75 125H71ZM127 120H128V118H127ZM214 120H215V118H214ZM48 121L50 123V120H48ZM130 121H132V120H130ZM190 121H191V119H190ZM211 121H213V120L211 119ZM51 124H52V122L49 125L51 126ZM73 124H74V122H73ZM132 124H133V122H132ZM55 125L52 124V126H55ZM90 125H89V127H90ZM151 125H152V123H151ZM169 125H170L169 129L172 128V132H170V130L167 132H169L170 134L172 133L171 136H170V134L165 132V130H166L165 128ZM43 126H45V127H43ZM87 126H88V124H87ZM125 127H126V125H125ZM133 128H134V126H133ZM95 129H93V131ZM135 129H136V127H135ZM182 129H183V131H182ZM102 130H104V129H102ZM207 130H209V129H207ZM94 132L99 134V132H96V131H94ZM106 132H105L106 138H104V137L98 138L96 136L97 134H94L96 136L95 141L93 140L94 138L93 139L91 138V140H93L92 142L89 139L91 143H93V144L95 143L94 148H93V145L90 144V152L91 153H97V152L101 151L100 149L103 148L102 146L107 147L108 145L112 144L114 146H117L120 149V150L116 149L117 147H115V149H114V147H113L112 150H114V151L118 150L119 152L118 151H115V152L116 153L118 152L119 155H121L122 157H125L126 156L125 152H124L125 155L123 153L120 154L121 153L120 147L124 146V148H125L127 142L124 141L125 145L120 146L118 143H117L118 145H115L114 142L116 143V141H114L112 143V139L114 140L115 138H113L112 135H110L112 137L111 139H110V136L108 138V135H107L108 133L106 134ZM204 132H205V130H204ZM61 134L64 136L66 134H67L66 136L70 135L69 137L71 140L70 139H69L70 141L68 140L69 143H68V141L65 142V139L61 138V140H60L59 136ZM88 135L90 136V134H88ZM100 135H102V134H100ZM82 137L86 138V135L85 136L82 135L81 137H79V140H81L80 138H82ZM88 138L89 137H87V139ZM97 138H98V140H97ZM179 139H180V137H179ZM62 140L64 142H62ZM138 140L140 141V139H138ZM182 140H181V142H183ZM118 141H120V140H118ZM254 141L255 140L253 139V143H254ZM90 142H87V144ZM141 142H142V139H141ZM246 142L248 143V140L247 141L245 140V143ZM251 142H252V140H251ZM258 142L260 143V141H258ZM82 143H83V139H82L81 145H82ZM120 143L122 144L121 141H120ZM239 143L240 142H238V144ZM257 143L255 145H257ZM65 144H66V147H68V154H69V156H68L69 157V159H68L69 164L67 163V165L70 166L69 171H70V169L73 170V171H71L73 173L70 174V176H68L69 174L65 173L67 171V169H65L66 171L63 172V171H60V169H59L60 167L58 168L56 166V168H51L50 165H49L50 166L49 167L45 164H41L43 161V160L41 161V159L48 157V156L50 157V155H53L56 158L59 157L60 159L61 158L63 159L64 156L62 157L61 155L65 153V151L63 149V147H65L64 146ZM135 144H137V143H135ZM84 145H83V147H84ZM133 145H134V143H133ZM252 145H251V147H252ZM232 146H236V145H232ZM237 146H236V148H241V147H237ZM248 146H250V142H249ZM78 147H80V145ZM261 147L262 146H260V148H258V149L252 150L251 151L252 153L246 151L244 154L243 153L244 151L242 152L244 154L242 156V157H244V160L246 159L245 160L246 162L249 161L248 162L249 168L251 169L252 167H254V169H252V170L247 168L248 167L247 164L246 165L244 164L245 166L242 169L239 168L237 171H236L237 167L235 170L232 169V171L228 170L229 168L227 167L228 171H226V169H225L226 174L225 173L224 174L219 173L220 174L219 175L216 172H222L223 168H221L219 166V163L221 162L220 163V165H221L223 160H221L220 162L217 163L216 161H218V160H217V157L215 156L216 157L215 162L218 165L216 164L213 166H219V168H221V171H218V169H217V171H215L214 173H216L217 176L219 175L223 179H221L218 176L220 178V180H222V181H220L219 178H218L219 181H217V180L215 181V179H213L216 183L213 184L212 183L213 181H212V182H210L212 185L210 184V186H209L208 185L209 184L208 179L214 178V176H212L211 178H208V179L205 178L206 180H204L203 177H202L203 179L200 178L201 181H203V182L208 181L206 183V185H208V186L205 187V184H203L204 185L203 189L199 187L200 189H202V191L201 192L199 191L200 193L198 192L199 194L198 195L196 194L195 197L198 199V198H200V196H203L205 198L204 202H201L202 199L200 198L201 201H197V206L194 208V210H192L190 212L187 211V213H183L184 215H179V218H176V219H172V217H171V220H169V221L167 220V219H169V217H168L166 219V221H168V222L163 221L164 219L161 221V223L159 222L160 223V224L158 223L159 228L157 227L158 229H154V231H152V232L156 233L155 234L156 236L154 235L155 238L153 237L152 234H151V236H148V238L151 237L149 239L153 238L151 240V243L153 244V246H150L153 249L146 248L143 250V248H142L143 251H136V250L132 249V251L129 250L130 251L129 254L120 255V257H116L115 259L110 260L111 261L110 263H107L108 261L105 262L104 259H103V261H101V263L103 262L102 264H106V263L107 264H264V147H262V148ZM85 148H86V146H85ZM87 148H89V147L87 146ZM131 148H134V147L131 146ZM225 148H226V146H225ZM231 148L232 147H230V150H231ZM236 148H235V150H236ZM245 148H247V147H245ZM82 149H84V148H82ZM227 150L228 149H226V151ZM233 150H234V148L232 149V151ZM86 151H84V152H86ZM122 151H123V149H122ZM124 151H126V150H124ZM129 151H132V150H129ZM236 153H238V152L235 151L233 154H236ZM239 153L235 155L236 158L238 157L237 155H239ZM242 153H240V154H242ZM6 154H7L6 156H8V153H6ZM99 154H100V152H99ZM118 154H117V156H119ZM231 154H232V152H231ZM14 155H16V154L14 153ZM83 155H85V153ZM93 155H95V154H93ZM93 155H91V156L94 159L90 158V160L94 161L95 157H97V156L95 155L93 157ZM65 156H67V155H65ZM100 156H102V154ZM231 156L229 155V157H231ZM127 157L130 159L129 155ZM139 157H141V156H139ZM224 157H225V155H224ZM84 158H87V157H84ZM102 158H103V156H102ZM128 158L125 157L126 161L129 160ZM186 158H185V160H186ZM236 158H234V159H236ZM116 159H118V158H116ZM121 159H123V158H121ZM138 159H140V158H138ZM222 159H224V158H222ZM225 159H226V157H225ZM5 160H7V159H5ZM40 161H41V163H40ZM89 161H87L86 163H89L91 165L92 164L97 165V163H94L93 161H90V162H92V163H90ZM180 161L183 162V159L182 160L180 159ZM104 162L105 161H103L102 163H104ZM215 162H214V164H215ZM228 162L229 161L227 160V164H228ZM240 162H242V160ZM62 163H64V162H62ZM154 163L156 164L155 161H154ZM225 163H226V161H225ZM243 163L244 162H242L241 164H243ZM167 164L169 165L170 163H167ZM167 164H166V166H168ZM176 164H173V165L177 166ZM231 164L235 165L234 162H232ZM231 164H229V165L231 166ZM241 164H240V166H241ZM96 165L93 167H96ZM150 165L151 164L147 165V167L149 166V169H148L149 171L151 169H154V166H155V165H152V166H150ZM223 165H225L224 162H223ZM223 165H221V166L224 167ZM161 166H159V167L161 168ZM166 166H164V167H166ZM235 166H234V168H235ZM237 166H239V165H237ZM107 167H105L104 170L107 169ZM147 167H145V168H147ZM159 167L155 166V170L157 171V169ZM210 167H212V166H210ZM225 167H226V165H225ZM256 167H260L261 171H258L259 175L257 174L258 175V176L256 175L257 177H252L253 174H255V173H253V171L255 170ZM88 168H90V167L88 166ZM120 168H122V167H120ZM86 169H87V167H86ZM165 169H167V168H165ZM230 169H231V167H230ZM91 170L95 171L94 168L93 169L91 168ZM161 170H163V169L161 168ZM215 170H216V168H215ZM80 171L83 172L81 177L79 175ZM92 171L90 172V174L92 173ZM106 171H108V170H106ZM144 171H147V170H144ZM154 171H151V173H152V175L155 176V174L159 170L157 172L155 171L156 172L155 174L153 173ZM209 171H212V169ZM110 172L111 171H108L107 173H110ZM161 172H164V171H160L159 176H155V177L151 176L152 178L154 177L155 180L149 176L151 178L150 179L148 176H145V174H144L143 178L146 177L145 180L147 178H149L150 180H148V182L150 183L151 180L156 181V179H157L156 177L159 178L161 175ZM111 174H112V172H111ZM163 175H164V173H163ZM163 175H162V177H163ZM166 175H168V174H166ZM83 179H85V178L83 177ZM93 179H94V177H93ZM159 179L157 181H159ZM161 180L162 179H160V181ZM144 181H143V185L145 184ZM163 182H164V180H163ZM149 183H146V185ZM153 183L155 184V182H153ZM161 183H162V181L160 182V185H161ZM199 183L201 184L202 182H199ZM154 184L151 183V185H154ZM111 185L114 186V188H115V190L113 192H109L107 190L103 191V188L105 190L106 186H111ZM146 185H144V186L146 187ZM157 185L158 184L156 183V187H157ZM190 185H192V183ZM193 185H195V183H193ZM18 186L24 188L25 190H23V192H21V193H19V192L16 193L14 191V188L18 187ZM140 187L141 186H139V189L138 190L136 189L137 191L136 190L135 191L138 192L139 190H141L142 187L141 188ZM154 189H156V188H154ZM241 190H246V195L243 196V198L239 200L240 197H238V195H239L238 192H240ZM195 191H197V190H195ZM127 192H126V195H127ZM242 192H244V191H242ZM186 194H188V193L186 192ZM132 195H133V193H132ZM178 196H180V195H178ZM191 197H192V195H191ZM194 198H191V199H194ZM236 198H238V199L236 200ZM198 202L199 203L201 202V203L199 204ZM187 203H190V201ZM171 204H173V202ZM171 204L169 203V205H171ZM190 204H192V203H190ZM110 205L112 208L108 209V207ZM177 206H179V204ZM190 206L192 207V205H190ZM184 208H185V205H184ZM211 208H217V209L219 208L220 210L214 212V214L211 212H208L211 214H209V215L207 214L206 219L202 218L203 217L202 214ZM107 209H108V211H106ZM168 209H170V208H168ZM181 209H182V207H181ZM46 210H49V214H45ZM183 211H185V209ZM168 212L169 211H167L166 214ZM104 213H105V215L103 216ZM173 213L171 211V214H173ZM100 214L103 216L101 219H99V217H101ZM166 214H165V216H166ZM175 215H177V214H175ZM175 215H173V217ZM96 217L98 218L97 219L98 221L100 220L99 224L97 222V224L95 223V225L93 224L94 226H92L91 222L94 221ZM97 228H99V229H97ZM155 230H156V232H155ZM188 231H190V233H187ZM5 234L8 237L2 236ZM148 235H150V233H148ZM243 236L245 237V239H247V240L244 239L245 242L247 241L246 248L245 247L243 248L241 246V243H240ZM16 237H18V239H16ZM14 239H15V241H13ZM76 241H77V239H76ZM153 241H154V243H153ZM79 242H78V244H79ZM149 244H150V241H149ZM18 252L16 254H18ZM4 253H6V252H4ZM8 253H9V251H8ZM126 253H127V251H126ZM5 256H6V254H5ZM29 256H27V257L22 256L21 258H23V259L27 258V260L22 259L23 261H21V260L18 261V259H20L19 258L20 256L17 257L18 259H16L15 255H12L11 259H9L10 260L9 264H30V261H31L30 259L33 255L30 258H29ZM51 257H50V259H51ZM105 258H106V256H105ZM53 259H54V257H53ZM53 259H51V260L53 261ZM4 260H6V259L4 258ZM51 260L47 261V263H50ZM2 264H3V261H2ZM6 264H8V263H6Z\"/></svg>",
    "mask_w": 264,
    "mask_h": 264
}]
</instances>
